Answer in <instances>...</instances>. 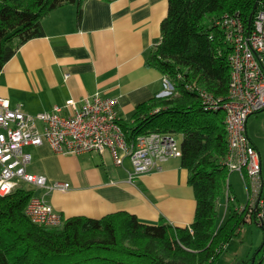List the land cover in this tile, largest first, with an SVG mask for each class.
Here are the masks:
<instances>
[{
	"label": "trees",
	"instance_id": "trees-1",
	"mask_svg": "<svg viewBox=\"0 0 264 264\" xmlns=\"http://www.w3.org/2000/svg\"><path fill=\"white\" fill-rule=\"evenodd\" d=\"M85 0H0V70L27 42L45 36L43 21L66 5L83 19ZM260 0H168L161 39L145 65L167 77L176 95L139 104L120 125L132 142L155 132L183 136L179 159L189 172L197 202L194 222L175 227L165 220L146 224L136 215L117 212L100 219L64 218L58 227L32 223L25 214L34 191L21 188L0 196V264H215L226 245L250 224L247 210L219 223L230 172L225 113L205 108L198 90L217 98L229 91L230 64L222 31L215 22L240 14L252 22ZM188 87H193L192 90ZM229 190L231 189L228 186Z\"/></svg>",
	"mask_w": 264,
	"mask_h": 264
},
{
	"label": "crops",
	"instance_id": "crops-1",
	"mask_svg": "<svg viewBox=\"0 0 264 264\" xmlns=\"http://www.w3.org/2000/svg\"><path fill=\"white\" fill-rule=\"evenodd\" d=\"M167 14L168 0H85L78 24L77 7H61L43 21L45 36L21 46L0 70V96L37 114L101 93L118 98L121 119L130 121L139 104L165 89L164 76L145 63ZM30 152V173L46 176L48 184L70 183L66 193L39 192L64 218L124 211L146 224L194 222L195 193L179 159L131 181L130 159L117 165L110 150L61 155L44 144Z\"/></svg>",
	"mask_w": 264,
	"mask_h": 264
},
{
	"label": "built area",
	"instance_id": "built-area-1",
	"mask_svg": "<svg viewBox=\"0 0 264 264\" xmlns=\"http://www.w3.org/2000/svg\"><path fill=\"white\" fill-rule=\"evenodd\" d=\"M215 25L223 33L230 64L229 91L226 98L198 90L206 109L225 113L227 153L223 165L230 173H240L248 190L246 205L234 203L236 211L247 210L250 224L264 226V165L258 147L248 132L249 119L264 112V0L257 5L254 18L245 25L240 14H225ZM168 98L176 94L174 84L164 77ZM192 90L193 87H188ZM119 99L96 93L81 105L68 100L52 111L30 114L21 104L13 106L0 96V196H8L21 188L35 192L26 207L28 219L37 225L58 227L64 217L47 202L41 190L66 193L68 182L48 184L44 175L29 172L33 163L30 148L48 144L61 155L102 154L110 150L117 165L129 158L133 170L129 179L161 170L163 164L182 157L176 134L155 132L141 135L130 142L120 125Z\"/></svg>",
	"mask_w": 264,
	"mask_h": 264
},
{
	"label": "rangeland",
	"instance_id": "rangeland-1",
	"mask_svg": "<svg viewBox=\"0 0 264 264\" xmlns=\"http://www.w3.org/2000/svg\"><path fill=\"white\" fill-rule=\"evenodd\" d=\"M176 94H174L175 96ZM248 132L251 140L258 147L264 165V112L249 119ZM181 146L183 136H175ZM35 167V166H34ZM228 186L236 204L246 205L248 190L242 175L237 172L229 174L225 198L220 201L219 223H223L228 216V209L232 204L227 200ZM215 264H264V230L258 224H247L242 227L239 235L227 245Z\"/></svg>",
	"mask_w": 264,
	"mask_h": 264
},
{
	"label": "water",
	"instance_id": "water-1",
	"mask_svg": "<svg viewBox=\"0 0 264 264\" xmlns=\"http://www.w3.org/2000/svg\"><path fill=\"white\" fill-rule=\"evenodd\" d=\"M261 226V228H263V230H264V226L263 225H260Z\"/></svg>",
	"mask_w": 264,
	"mask_h": 264
}]
</instances>
